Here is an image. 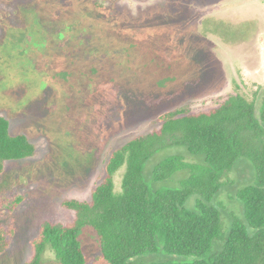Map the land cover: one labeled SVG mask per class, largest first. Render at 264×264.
<instances>
[{
	"label": "rangeland",
	"instance_id": "rangeland-1",
	"mask_svg": "<svg viewBox=\"0 0 264 264\" xmlns=\"http://www.w3.org/2000/svg\"><path fill=\"white\" fill-rule=\"evenodd\" d=\"M263 93L264 0H0V116L35 148L0 177V227L12 232L0 264H27L41 224L69 222L73 212L63 202L89 200L109 155L156 127L160 114L209 110L230 95L258 105ZM177 154L200 160L166 149L145 164V181L156 163ZM124 170L113 176L115 193ZM186 176L153 187H178ZM255 181L245 158L222 180L211 201L220 239L234 219L243 221L237 193ZM79 241L86 264H107L90 228ZM194 260L162 251L135 259ZM40 264L59 263L46 250Z\"/></svg>",
	"mask_w": 264,
	"mask_h": 264
},
{
	"label": "trees",
	"instance_id": "trees-1",
	"mask_svg": "<svg viewBox=\"0 0 264 264\" xmlns=\"http://www.w3.org/2000/svg\"><path fill=\"white\" fill-rule=\"evenodd\" d=\"M255 103L230 95L209 110L191 113L179 108L160 114L156 127L109 155L104 178L89 200L63 202L73 212L69 222L41 224L31 242L32 257L27 264H40L46 250L59 264H86L79 241L85 227L94 232L107 264H144L135 259L160 251L167 256L195 258L184 264H264V93L259 104ZM169 148H182L200 160L190 163L180 154L166 157L156 163L147 183L145 164ZM34 154L29 139L11 134L9 121L0 116V177L7 163ZM240 158L252 163L256 181L237 193L243 221L234 219L220 239L221 216L211 201ZM122 167L121 191L115 193L113 176ZM180 172L187 176L178 181V187H153L171 181ZM191 196L196 200L189 210L185 202ZM1 207L0 200V213ZM10 233L0 227V257L10 246ZM218 241L221 243L213 251Z\"/></svg>",
	"mask_w": 264,
	"mask_h": 264
}]
</instances>
